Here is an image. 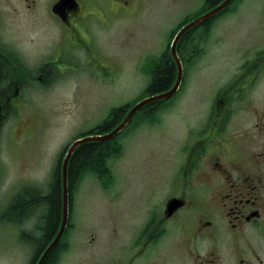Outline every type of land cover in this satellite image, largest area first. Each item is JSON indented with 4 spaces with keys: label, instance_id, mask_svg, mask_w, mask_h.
<instances>
[{
    "label": "flooded vegetation",
    "instance_id": "flooded-vegetation-1",
    "mask_svg": "<svg viewBox=\"0 0 264 264\" xmlns=\"http://www.w3.org/2000/svg\"><path fill=\"white\" fill-rule=\"evenodd\" d=\"M60 1L20 0L31 17L48 22H31L27 51L24 41L20 44L6 35L8 19L0 11V132L9 126L12 113L32 107V91L80 70L110 74L105 57L110 56L105 48L108 33L116 21L137 17L147 0ZM237 1L197 29L223 17L232 19ZM222 2L188 0L190 11L176 27L182 28ZM43 34L49 36L46 43L41 42ZM179 50L181 54L180 46ZM258 54L262 55L235 56L233 70L221 84L214 115L188 127L176 168L139 198L137 211L107 213L103 234L90 232L86 255L74 264H264V108L251 128L247 121L241 123L247 118L239 116L248 114L255 89L264 84V54ZM15 127L23 130L20 120L11 121L7 136L13 138ZM250 139H257L259 146L246 145ZM104 189L114 190L107 185ZM124 190L120 187L121 195ZM119 199L110 197L109 203ZM73 211L72 197L67 233L75 228ZM62 214L61 199V219ZM25 220L23 227L31 232L29 219ZM74 242L67 237L52 264L60 262ZM46 247L47 243L38 254L34 247L29 264H37Z\"/></svg>",
    "mask_w": 264,
    "mask_h": 264
},
{
    "label": "rangeland",
    "instance_id": "rangeland-1",
    "mask_svg": "<svg viewBox=\"0 0 264 264\" xmlns=\"http://www.w3.org/2000/svg\"><path fill=\"white\" fill-rule=\"evenodd\" d=\"M235 5L237 13L232 19L223 17L183 40L185 44L202 30L191 49L193 53L200 44L198 55L188 56L191 51L187 55L182 45L185 71L180 92L170 103L153 111L148 106L138 113L129 130L118 138L122 150L108 160L105 170L117 189H125L120 199L109 203L114 195L106 193L101 184L109 180L107 173L101 176L88 171L82 175L74 201L71 239L75 242L58 264H74L84 258L90 232L103 234L107 213L137 211L139 198L176 168L188 127L214 109L217 92L233 70L235 56L264 54V0H238ZM0 11L7 15L6 35L17 43L24 41L26 51L31 22L48 24L42 17H31L20 0H0ZM189 11L188 0H147L137 17L116 21L108 33L105 48L110 56L105 57L110 75L80 70L56 78L59 80L50 87L32 91V107L21 109L11 120L13 124L21 120L23 130L17 129L12 141L7 136L8 127L0 136V214L6 211L7 201L13 205L26 192L48 191L59 157L75 137L102 125L113 108L131 106L141 99L150 81L147 61L166 50L165 37ZM48 38L43 34L41 42H48ZM254 93L255 102L248 114L239 115L247 118L241 123H250L248 128L264 108V84ZM246 145L258 147L259 141L250 139ZM25 217L8 211L0 218V264H28L30 240L26 242L18 228L23 230ZM33 220H29V230L36 223ZM2 221L10 231L3 229Z\"/></svg>",
    "mask_w": 264,
    "mask_h": 264
},
{
    "label": "trees",
    "instance_id": "trees-1",
    "mask_svg": "<svg viewBox=\"0 0 264 264\" xmlns=\"http://www.w3.org/2000/svg\"><path fill=\"white\" fill-rule=\"evenodd\" d=\"M215 1L216 0H211V3H214ZM195 31L196 30L192 31V33H195ZM192 33H190V35ZM199 33H202V30L183 44V48L186 52H190L191 49L195 47L196 38H198L196 36L200 35ZM168 52L169 51H166L160 58L154 59L150 62L148 72L150 84L144 91L143 98L165 92L174 84L176 67L171 56L168 55ZM189 54H193L192 51ZM164 104H166V101L150 104L149 110L151 109V111H153ZM123 110V112H120L118 109L114 110L111 117H109L101 127L93 131L91 134H103L116 127L123 119V114H126L128 108L125 107ZM118 138L119 137L117 136L106 142L86 143L78 148L69 165V186L71 197L73 196V191L81 180L83 174L92 171L94 174L104 176L107 173L108 170H105V167L108 160L119 155L122 150ZM106 175L109 176L108 173ZM50 185L48 191L41 190L38 194L28 192L22 194L21 197L13 202L11 209L8 210L11 215L17 216L18 214H23V216H26L24 219H34L33 221L36 222L31 232L24 233V236L32 241L37 254L43 249L46 243L48 245L51 242L61 221L62 187L59 164L56 166L52 174ZM60 246L58 245L49 254L44 264L53 263L55 254L60 249Z\"/></svg>",
    "mask_w": 264,
    "mask_h": 264
},
{
    "label": "water",
    "instance_id": "water-1",
    "mask_svg": "<svg viewBox=\"0 0 264 264\" xmlns=\"http://www.w3.org/2000/svg\"><path fill=\"white\" fill-rule=\"evenodd\" d=\"M232 0H225L221 5H219L217 8H215L214 10H212L211 12L205 14L204 16L198 18L197 20H195L194 22L188 24L186 27H184L179 34L176 36L173 45H172V55L173 58L177 64V68H178V78L174 84V86L165 92L162 93H158L156 95H153L141 102H139L136 106H134L129 113L127 114V116L125 117V119L121 122V124H119L113 131L105 134V135H98V136H89V137H85L79 140H76L69 148L67 155L64 159L63 162V220H62V225L61 228L57 234V236L55 237V239L52 241V243L48 246V248L46 249V251L44 252L43 256L41 257L39 264H43L46 260V258L48 257V255L50 254V252L56 247V245L58 244V242L60 241V239L62 238L65 228H66V224L68 221V164L69 161L73 155V153L76 151V149L84 144V143H88V142H104L107 140H110L112 138H114L120 131H122V129L131 121V119L133 118V116L143 107H145L148 104L154 103V102H159V101H163V100H167L170 99L172 96H174L177 91L179 90L181 83H182V79H183V67H182V63L181 60L177 54L176 51V47L178 44V41L180 40V38L184 35V33H186L189 29H191L192 27L196 26L197 24H199L200 22L216 15L218 12H220L222 9H224Z\"/></svg>",
    "mask_w": 264,
    "mask_h": 264
}]
</instances>
